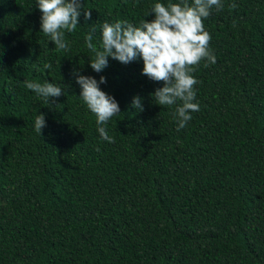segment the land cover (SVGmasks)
<instances>
[{"label": "trees", "instance_id": "obj_1", "mask_svg": "<svg viewBox=\"0 0 264 264\" xmlns=\"http://www.w3.org/2000/svg\"><path fill=\"white\" fill-rule=\"evenodd\" d=\"M156 2L180 0H84L91 19L81 13L65 52L41 32L36 0H0V264H264V0H222L204 20L216 63L193 73L200 110L179 131L142 59L109 57L97 73L85 41L94 28L99 48L105 22L154 19ZM74 72L106 77L114 143ZM25 81L65 95L45 104Z\"/></svg>", "mask_w": 264, "mask_h": 264}, {"label": "clouds", "instance_id": "obj_2", "mask_svg": "<svg viewBox=\"0 0 264 264\" xmlns=\"http://www.w3.org/2000/svg\"><path fill=\"white\" fill-rule=\"evenodd\" d=\"M36 5L42 13L41 32L49 37L57 51L69 50L65 34L75 32L81 13L85 21L90 20L92 15L91 9L84 7V0H36ZM231 7L235 8L236 4ZM213 8L222 10V0L156 2L150 11L145 12L146 17L154 14V19H144L138 26L127 20L105 22L99 48L93 43L94 28L85 37L87 48L95 54L94 58H90V66L100 73L108 67L109 57L125 65L142 59V73L153 81L163 82V87L151 93L154 102L163 107L176 106L174 118L179 131L192 119V113L200 110L199 103L195 102V86L200 81L193 73L201 61H205L204 67L216 63V56L210 48L212 37L204 26V20L212 14ZM44 69L51 70L52 64L45 63ZM74 76L81 88L80 98L96 116L101 139L114 143L106 125L121 109L116 98L100 87L107 83L106 77L102 75L97 80L79 72H74ZM25 86L43 98L45 104H53L56 98L65 95L64 88L52 82L25 81ZM132 105L138 111L144 110L139 95L134 97ZM46 124L45 114L40 113L35 118V131L42 135Z\"/></svg>", "mask_w": 264, "mask_h": 264}]
</instances>
